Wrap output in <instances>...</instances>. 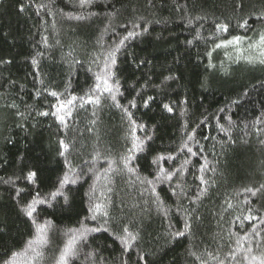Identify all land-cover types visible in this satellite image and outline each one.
Here are the masks:
<instances>
[{"label": "trees", "instance_id": "1", "mask_svg": "<svg viewBox=\"0 0 264 264\" xmlns=\"http://www.w3.org/2000/svg\"><path fill=\"white\" fill-rule=\"evenodd\" d=\"M128 31L140 34L116 53L113 102L90 89ZM262 34L264 0H0V264L36 235L21 208L37 193L51 202L34 213L51 221L48 243L18 264H56L68 229L81 222L99 230L77 243L68 264H247L241 237L244 249L264 252ZM233 36L239 45L216 47ZM53 91L61 101L77 97L63 123L51 115ZM89 96L100 103H84ZM124 107L145 126L135 133L143 150L127 167ZM29 171L37 172L31 183ZM66 172L76 180L62 189L67 203L49 196ZM97 203L101 212H90ZM249 209L257 219L243 218ZM125 226L136 236L127 250Z\"/></svg>", "mask_w": 264, "mask_h": 264}, {"label": "snow or ice", "instance_id": "2", "mask_svg": "<svg viewBox=\"0 0 264 264\" xmlns=\"http://www.w3.org/2000/svg\"><path fill=\"white\" fill-rule=\"evenodd\" d=\"M81 7L92 3V0H79ZM21 11H23V5H21ZM83 16L76 17V19H83ZM247 25V21H244V23L240 24V27H245ZM217 28L219 30L227 31V25L225 24H219L217 25ZM144 31H147L145 28ZM140 33H137L135 31H128L127 35L124 36L122 39H120L119 43L115 45L114 49L110 51L106 57V63L104 65V69L100 74H97L95 76L96 84L94 85L93 88L90 89V92L95 93V92H106L110 94V98L112 99L113 102H116V96L114 94V91H119V85L118 81L116 83H111V79L114 76V73L112 72V67L116 64V53L120 50V47L125 43L126 40L129 38L139 35ZM242 37L240 36H233L231 39L223 41L221 44H217L216 47L220 48L222 46H227V45H239L242 41ZM189 43H191L189 41ZM259 45H264V34L260 36V41ZM252 47H256L257 45H251ZM210 55V53H209ZM261 59L260 62L264 63V48L261 49ZM251 62V58H249ZM33 65L36 64V60L33 59L32 61ZM173 77H166L165 79H172ZM51 96L55 97L57 101L59 102L58 105H52L53 108L56 109L55 112H52L51 115L55 116L57 120L61 121L63 123L65 115H71V109L69 106L73 104V102L77 99V97L73 96L67 100H60V95L53 91L49 93ZM80 99H84L81 97ZM152 98L149 97V100ZM84 103H100V97L96 96L94 99L92 96H89L87 100H84ZM131 107H136L135 100L129 102ZM144 105L148 106V100L144 101ZM83 104H81V107ZM116 107L120 108L123 107L119 103H116ZM163 108L166 109L168 112L172 111V108L169 106V104L165 103L163 104ZM124 111L127 115V118L129 120L130 124V132L132 136V148L129 149V155L124 157L125 161V167L128 165V161L132 158V153L135 151H142L143 150V145H144V140L140 139L139 137L136 136V130L139 128L140 130H144L145 126L143 124H137L136 121L133 119L132 113L128 111L127 107H124ZM64 112V115H61L60 113ZM40 115H49L47 112H42ZM192 137L189 136V139ZM146 139H151L150 136L146 137ZM61 148L66 149V145L63 143V141L60 142ZM187 142L185 141L182 147H186ZM188 152L192 153L191 148H188ZM61 156L64 155V152L61 151L59 153ZM192 155H195V153H192ZM163 159V157H156L153 160L154 164H159V160ZM168 159H171V156L168 157ZM187 163V161H185ZM205 166H202V170ZM111 170V162L109 163V169H106L105 171ZM129 172H135L134 168H128ZM163 173L166 179H171L173 173L172 172H165V169L159 168V174ZM37 176V172L35 171H29L25 177L30 183L34 182V178ZM202 182H204L202 180ZM72 183L75 184L76 180L71 179L69 176V173H65L63 178L60 179L59 181V188L56 189V191L52 192L49 194L51 199H55L57 196H63L65 203L68 201V197L64 195L62 189L65 184ZM149 185L152 184V181H146ZM264 187V186H262ZM95 189L93 188V191ZM23 191V189H17V195L19 196L20 193ZM153 192H155V189H152ZM252 193L253 196H255L257 193L256 191H253L252 189H248ZM49 204L51 206V202L49 199H44L40 197V194L37 193L35 196L32 197L31 201L27 202L22 208L21 211L26 215L30 220H32V223L36 229V235L34 236L33 239L27 241L25 248L20 251L16 252L13 251L11 255L3 261V264H18V260L20 257H25L27 258L30 262L36 260L37 258L42 256V252L40 251V248L48 243V238H47V229L51 225V221H44L43 223H39L34 216V213L36 212V206L37 205H42V204ZM104 206L101 204H94L93 206H90L89 211L92 213L96 212H101L102 208ZM229 207H231V204H229ZM105 216H107V212L104 211L103 213ZM92 219H96L95 214L91 217ZM245 220H255L257 219L256 216L251 215V209H249V215H246L243 217ZM261 223H264V220H261ZM255 227V226H254ZM189 228V225H185V229L187 230ZM99 229H88L85 227L83 222H81V227L79 229H68L66 235H67V240L64 244L63 249L60 252V256L56 261V264H68V260L70 257L76 255V246L77 243L81 240H86L88 232L91 231H98ZM125 236L121 237V240L125 246V250L130 246L131 241L136 239V236L133 235L127 226L124 227L123 229ZM259 235V232L256 233ZM175 236H183L185 235V232L183 231H177L174 233ZM245 239V237H241L240 239L237 240V245L239 249H243L245 251L244 255V260L247 262V264H264V252H260L259 254H254L253 248L251 246L247 247L244 249L243 244L240 243V240ZM232 257L235 258V252L231 253ZM143 259V257H140ZM220 264H224V261H220Z\"/></svg>", "mask_w": 264, "mask_h": 264}]
</instances>
